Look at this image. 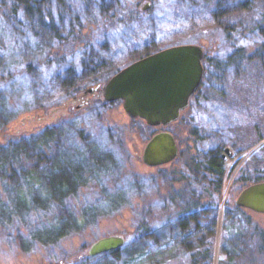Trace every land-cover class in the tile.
<instances>
[{"label": "rangeland", "instance_id": "rangeland-1", "mask_svg": "<svg viewBox=\"0 0 264 264\" xmlns=\"http://www.w3.org/2000/svg\"><path fill=\"white\" fill-rule=\"evenodd\" d=\"M28 1L35 2L40 13L56 25L60 14L63 18L65 7L72 9V13L78 12L80 0H61L63 9L56 0ZM12 2L0 0V73L28 64L33 67L36 64L37 69L34 74L19 76L15 81L17 89H20L16 92L20 91V98L27 104L19 106L22 109L12 120L2 123L0 142L18 135H30L46 124L62 123L65 116L82 115L87 126L98 134L93 133L95 139L101 141L99 133L110 141L118 139L120 146L116 142L112 145L122 167L130 175L155 178V182L150 184L149 195L153 208L152 224L156 228L166 217L171 220L180 217L179 200L175 201L176 206L173 203L166 209L161 206L162 199L168 197L166 184L169 179L165 181L160 175L166 171H178V166L196 149L202 153L218 149L227 155L223 149L229 148L233 156L224 161L226 174L220 196L215 202L217 218L212 264H218L224 258L220 251L221 242L224 240L227 243L225 251H230L235 233L245 227L243 214L234 205L237 194L246 185L258 179L264 180V58L258 56L259 51L264 53V38L259 33L264 0H111L110 9L106 12L111 13L114 6H117V11L115 17L107 20L102 28L105 46L98 48L109 52V55L103 54L107 58L104 71L87 78L72 95L68 87L59 84L53 77L63 75L68 65H80L79 48L72 46V40H69L64 50L62 45L65 53L53 50L50 54L55 57L47 58L49 53L41 51V46L45 44L27 30L30 23L36 24V9L31 7V18L18 16L24 32L20 36L14 31L13 21L6 16L13 10ZM96 11V8L85 11L83 19L92 23ZM86 29L84 40H91ZM142 42L146 43L145 47ZM178 44L201 46L213 65L209 73H204L199 91L189 106L181 112L177 121L166 127L176 140L178 155L163 166L150 167L142 162L141 153L146 141L158 129L147 128L144 121L145 126L141 127L138 119H132L125 113L121 101L104 104L101 96L96 98L93 93L84 94V90L97 81L103 84L119 69L136 60L140 54H135L136 51H156ZM50 45L57 50L56 43ZM238 50H241L242 58L237 60ZM56 53H63L65 60L57 62ZM97 53L101 55L98 50ZM44 61L50 64H44ZM9 82L11 80L0 82V89ZM75 94L88 98L91 101L89 106L77 109L80 101L72 100ZM11 101L14 102V99ZM194 190L198 191L195 187ZM90 192L85 194L84 201L94 199L95 195ZM134 201L136 199L131 202ZM105 206L100 204L98 210H108ZM227 210L230 216L226 219ZM133 211L129 207L121 209L118 206L114 213L98 217L84 231L66 235L55 245L36 244L27 246V249L19 247L10 228L0 224V264H74L87 256L89 247L99 238L110 235L127 238L131 235L134 229ZM106 259H91L87 264ZM114 264L120 263L116 261Z\"/></svg>", "mask_w": 264, "mask_h": 264}, {"label": "trees", "instance_id": "trees-1", "mask_svg": "<svg viewBox=\"0 0 264 264\" xmlns=\"http://www.w3.org/2000/svg\"><path fill=\"white\" fill-rule=\"evenodd\" d=\"M110 1L80 0L78 12L72 13V9L65 7V18L59 13L56 25L40 13L35 2L28 0H13V10L6 16L13 21L14 31L22 36L23 25L18 16L31 18V7L36 9V24L30 23L27 30L46 45L41 46V51L49 53L47 58L55 57L50 54L53 50L65 53L64 45L69 40H72V46L79 48L80 65H68L63 75L53 77L56 82L68 87L72 95L87 78L104 71L107 58L103 54L109 55V52L98 48L105 46L102 28L107 20L115 17L117 11V6H114L110 15L106 12L110 9ZM57 2L62 8V1ZM90 8L97 11L92 23H87L83 14ZM86 27L93 43L90 38L84 40ZM259 33L264 38V15ZM95 38L97 41H94ZM52 42L56 43L57 50L50 45ZM151 52L154 51H136L135 54L140 53V58ZM63 53H56L57 62L65 60ZM259 53V58H264L263 51ZM236 54L237 60L242 58L241 50ZM228 61L231 62L230 57ZM203 65L205 74L209 73L212 60L204 55ZM36 69V64L35 67L28 64L0 73V82L11 80L0 89V129L2 123L12 120L22 109L19 107L21 104H27L20 98V91L16 92L20 89H17L15 81L19 76L34 74ZM83 118L79 114L65 116L62 123L46 124L30 135H18L0 142V224L10 228L19 247L55 245L66 235L84 231L98 217L114 213L119 206L134 210V229L131 235L124 237L123 246L93 257L84 256L74 264H87L91 259L99 260L100 257L107 259L95 264H114L116 261L120 264H212L217 218L215 202L220 196L226 174L219 150L202 153L196 149L178 166V171H166L160 175L164 180L168 178L170 183L166 184L168 197L162 199L161 206L165 209L173 204L176 206L175 201L179 200L180 217L176 220L166 217L156 228L152 224L153 208L149 195L150 184L155 182V178L130 175L122 167L112 145L116 142L120 146L118 139L110 141L98 132V139L101 140L98 141L95 139L98 134L87 126ZM138 121L141 127L145 126L143 120ZM89 190L95 197L84 201L83 197ZM203 195L205 198L202 199ZM132 199L136 201L131 202ZM100 204L106 205L108 210L99 211ZM235 207L243 214L245 227L235 233L230 251H225L227 243L224 240L221 242L220 251L224 258L218 264H264V215ZM255 215L261 217L256 218ZM229 216L227 210L225 218Z\"/></svg>", "mask_w": 264, "mask_h": 264}, {"label": "water", "instance_id": "water-1", "mask_svg": "<svg viewBox=\"0 0 264 264\" xmlns=\"http://www.w3.org/2000/svg\"><path fill=\"white\" fill-rule=\"evenodd\" d=\"M202 56L203 48L197 44L167 46L144 55L108 78L102 87L103 100L106 103L121 101L130 118L141 119L148 126H168L179 119L202 82ZM96 89L89 87L84 93ZM225 152L231 156L229 148H225ZM177 153L174 136L160 130L146 141L141 159L147 166L158 167L174 160ZM234 205L264 215V180L242 188ZM124 242L121 235L99 238L91 244L87 256L119 249Z\"/></svg>", "mask_w": 264, "mask_h": 264}, {"label": "flooded vegetation", "instance_id": "flooded-vegetation-1", "mask_svg": "<svg viewBox=\"0 0 264 264\" xmlns=\"http://www.w3.org/2000/svg\"><path fill=\"white\" fill-rule=\"evenodd\" d=\"M144 9V8H143ZM203 61H204V51H203V56H202V64H203ZM204 73H205V71H204ZM112 76V75H111ZM204 76V75H203ZM108 80V79H107ZM106 80V81H107ZM203 80V79H202ZM105 81V82H106ZM105 82L103 83V84H101V83H99V81H97L96 82V84L95 85H93V86H90V87H97V89L95 90V91H93L92 93L96 96V98L97 97H99V96H101L102 97V99H103V95H102V87H103V85L105 84ZM200 86H201V84H200ZM200 86L198 87V89L200 88ZM89 88V87H88ZM87 89V88H86ZM85 89V90H86ZM196 90V92L190 97V99H189V103H190V101L194 98V96L196 95V93L199 91V90ZM84 90V91H85ZM92 93H89L88 92V94H92ZM85 94V93H84ZM87 94V95H88ZM86 97V96H85ZM72 100L73 101H77V100H79L80 101V103L78 104V106H76V108L77 109H80V108H85V107H87V106H89V103L91 102L88 98H84V97H81V96H78L77 94H75V95H73L72 96ZM104 101V100H103ZM104 104H106V102L104 101L103 102ZM189 106V105H188ZM170 125V124H169ZM168 125V126H169ZM167 126H165V127H162V126H158V127H154V128H157L158 129V131H160V130H166V131H168L167 130V128H166ZM157 131V132H158ZM169 132V131H168ZM156 133V132H155ZM262 145V144H261ZM225 148H227V147H225ZM225 148L223 149V151H225ZM178 153H179V149H178ZM178 153H177V155H178ZM226 153V152H225ZM220 154V157H221V159L223 160V161H225L228 157H231V156H233V153L231 152V156H228V155H226V154H222V152L221 153H219ZM223 156H226V158H224ZM176 158V157H175ZM159 167V166H158ZM259 181H263V180H260V179H258V180H256L255 182H259ZM255 182H253V183H255ZM250 184H252V183H250ZM249 185V184H248ZM247 186V185H246ZM244 188V187H243Z\"/></svg>", "mask_w": 264, "mask_h": 264}]
</instances>
